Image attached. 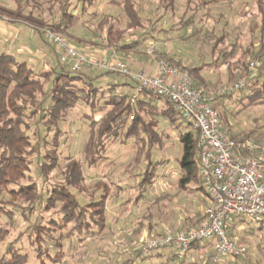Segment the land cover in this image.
Returning <instances> with one entry per match:
<instances>
[{
  "label": "rangeland",
  "instance_id": "obj_1",
  "mask_svg": "<svg viewBox=\"0 0 264 264\" xmlns=\"http://www.w3.org/2000/svg\"><path fill=\"white\" fill-rule=\"evenodd\" d=\"M132 2L142 18L143 27L141 29H127V19L123 12L124 0H97L89 13L82 14L80 8L74 12L75 23L71 33L85 41L82 44H77L64 36L62 38L70 46L95 61L110 56L111 59L124 61L128 66L126 58H123L127 54L141 56L145 61L153 59L157 62L161 59L159 55L166 53L189 67L204 65L208 70L206 78L208 77L211 84L208 89L211 92L230 88L239 79L237 77L239 72L235 71L234 67L232 69L234 73L231 71L229 74L227 65L218 68L212 66L211 63L215 58L210 53L217 38L224 37V41L218 47L220 50L236 45V55L230 61L231 66L239 59L248 60L249 57L244 55V51L248 47L259 52L261 46L264 45V26H262L261 16L256 8V0H221L220 2L208 0L206 8L198 9L195 11V15L193 14L194 6L188 8L186 0H176L173 11L165 10L163 8L165 3L161 0H132ZM0 3L16 9L18 0H0ZM196 7L198 8V6ZM22 12L24 16L42 19L45 24H59L58 7L56 4L52 5L48 0H34L27 4L23 2ZM102 14H109L113 16L114 21L118 22L119 28L124 30L123 41L131 42L145 36L147 39L142 48L143 52L139 51L141 47L135 52L126 53L118 48L112 49L105 46L103 39L98 36V24ZM191 17H193V21ZM189 20H191V24L187 28H183ZM45 30L50 29L45 28ZM196 32L199 34L191 37ZM56 35L62 36L57 33ZM215 37L216 39H214ZM2 44L8 45L0 51L6 50L14 54L20 61L28 62L34 68L49 67L45 65L46 54L42 49L50 54L49 57L52 61L61 55V51L56 45L50 44L42 34H38L28 25L0 17V46ZM21 46L23 49H20ZM150 48L155 49V55L147 53ZM24 52L28 53V56ZM262 60L264 61V58ZM261 65L260 61L254 76ZM85 69L90 68L83 70ZM109 73H112V79L116 83L128 82L126 76L121 73ZM98 74H100L98 71H93L91 77H96ZM104 80L98 78L95 82L102 86ZM109 88L106 85L103 87L104 90ZM122 88L120 89L123 90ZM113 89L114 92H117V89ZM124 91L126 93L134 92L132 87H127ZM225 102L227 109L228 107L233 109V113H229L227 116L228 122L231 123L227 129L232 136H237L239 133L246 135L253 130L264 133V106L237 105L238 102L234 103V98L227 99ZM219 112L223 120L222 108H219ZM93 117L96 120L100 119L98 109L90 111L82 104L66 121L62 122L61 130L64 132V136L58 152L61 164L67 162V156L84 160L82 150L89 138ZM143 118L149 124L155 120L152 117L144 116ZM159 123V131L164 134L158 138L157 136L152 137L150 141L145 135L140 136V138H144L143 142H136V144L133 141L122 143L124 142L123 137L117 140H108V137L101 139L102 143L109 145L108 160L101 163L95 170H88L84 167V191L79 192L77 189H72L78 197L90 202L91 199L95 200L102 193L103 188L100 185L107 186L109 189L108 228L104 233L99 237L80 236L65 241L62 249L63 254L58 255L53 243L50 242L51 240L45 237L46 235L43 237L44 233L50 232L46 224H43L45 228H38L36 223L33 231L37 215H39V221L43 218L44 222L53 217L54 213L31 214L27 202L8 196L6 201L10 203L7 204V208L13 212L15 219H10L5 215L0 216V259L5 256L8 248L13 246L19 252L30 255L27 264H160L164 262L166 258L163 255L158 256L155 252L154 256L146 260H142V258L149 254L136 258L146 237L155 235V231L163 229V227L170 228L174 232L182 231L180 222H183L186 217H192L197 212H202L205 206L202 192L180 189L178 184L180 180L179 160L182 156V145L179 134L170 128L165 118L159 117ZM185 125V123L182 124L183 127H186ZM97 128L99 127L97 126ZM147 140L150 144L155 141L156 145L152 146L156 148L153 157L156 161H164L165 164L158 169L154 183L148 186L143 197H140L142 193H140L139 183L142 178V165L146 160ZM51 148V146L48 147V149ZM84 166L86 165L84 164ZM36 168L33 166L30 173L33 181H36ZM62 170L60 168L54 170L49 178L43 177L41 181L37 180V182L51 190L54 184L63 181ZM28 183V180L23 181L24 185H28ZM138 197L140 200L136 202ZM243 225L250 232L249 234H245V230L234 229L233 233L229 230L226 231L228 237L237 246L246 247L247 250L253 244L264 247V235L257 239L259 234L255 227L258 225L248 219ZM229 227L230 225H228ZM37 231L43 233L42 237L36 236ZM254 232L256 235H253ZM231 233L234 234V237L230 236ZM55 235L57 236L58 233ZM41 250H49L50 256L47 253L39 256L38 252ZM190 254V257L194 259L192 262H196L195 264H206L208 260V251L205 248ZM169 257L170 255H168ZM248 258L250 259L247 252L246 256L237 258V260L245 259L247 261ZM227 259L225 258L218 264H227ZM259 260V264H264V257ZM167 264H173V262L168 261Z\"/></svg>",
  "mask_w": 264,
  "mask_h": 264
},
{
  "label": "trees",
  "instance_id": "obj_2",
  "mask_svg": "<svg viewBox=\"0 0 264 264\" xmlns=\"http://www.w3.org/2000/svg\"><path fill=\"white\" fill-rule=\"evenodd\" d=\"M32 1L34 0H18L16 9L0 3V17L10 21L22 22L38 34H42L43 37H45L44 29L49 28L74 43L82 44L85 41L71 33L75 23L74 12L80 8L82 14L89 13L97 0H48L52 5L56 4L58 7L59 24L56 25L45 24L42 19L33 16H24L22 12L23 2L27 4ZM161 1L165 3L163 6L165 10H174L176 0ZM186 1L188 8L194 6V15L195 11L206 8L209 3L208 0ZM220 1L213 0V2ZM256 8L261 16L262 26H264V0H256ZM123 12L127 19V29L136 30L143 27L142 18L135 9L132 0H124ZM94 16L96 17L97 14L95 13ZM100 17L98 36L103 39L105 46L112 49L118 48L126 53L135 52L141 47L139 51L143 52L142 48L147 39L145 36L131 42H125L123 41L124 30L119 28L118 22L113 20V16L102 14ZM191 19L193 21V17ZM189 24H191V20L185 23L183 28H187ZM198 34L199 32H196L191 37ZM223 41L224 37L217 38L212 47L210 54L215 58L211 63L212 66L218 68L227 65L229 74L234 67V70L239 72L237 75L239 79L236 83L241 79L246 81L245 88L224 94L213 105L218 111L223 127L227 129L231 124L230 121L228 122L227 116L229 113H233V109L229 107L227 109L225 100L234 98V103L238 102L237 105L264 106V61L262 60L264 58V45L260 41L263 46L259 52L248 47L244 51V55L249 57L248 60L239 59L231 66L230 61L236 55V45L220 50L218 47ZM217 52L218 55H216ZM56 58V64L46 70L34 68L28 62L20 61L14 54L6 50L0 51V216L5 215L10 219H15L13 212L7 208V204L10 203L6 201L8 196L27 202L31 214L54 213L53 217L44 222L42 221L43 218L39 221V215H37L33 231L36 223L38 228H45L43 224H46L50 232L43 234L41 231H37L36 236L42 237L43 234L44 237L46 235L45 237L51 240L50 242L53 243L58 255L63 254L64 242L74 237H99L108 228L107 200L109 189L105 184L100 185L103 188L102 193L95 200L91 199L90 202L78 197L72 189H77L79 192L84 191V167L88 170H95L101 163L108 160L109 145L102 143L101 139L108 137V140H117L123 137L124 142L122 143L133 141L136 144V142H143L144 138H140L142 135H145L147 139L149 138V141L152 137L157 136L158 138L164 134L159 131V117L165 118L170 128L179 134L182 145V156L179 160L180 180L178 184L180 189L202 192L206 198L199 175L201 164L197 147L199 132L191 122L175 110L169 100L156 96L150 91H144L132 102L135 91L126 93L120 89L132 87L134 90L135 87L132 82L119 84L104 80V84L101 86L95 81L98 78H106L112 73L99 72L100 74L96 77H91L94 70L85 69L80 72H73L69 65L62 63L59 57ZM159 58L172 64L179 71L188 72L196 86L210 88V82L203 75L204 65L189 67L166 53L160 54ZM260 61L262 65L258 68L256 76L251 77L250 63ZM105 85L107 88L117 89V92H114L113 88V90L111 88L104 90ZM82 104L88 107L90 111H97L98 109L100 119L96 120L94 117L91 119L90 135L82 150L84 160L67 156V162L61 164L58 153L64 136L61 124ZM219 108H222L224 112L223 120ZM144 116L154 118L153 124L147 123L143 118ZM184 123L186 127L182 126ZM97 126L99 128L96 129ZM232 137L253 139L264 149V143H262L264 133L253 130L246 135L239 133ZM149 141L147 140L146 160L142 165L143 172L139 183L140 193H142L140 197H143L146 188L154 183L158 169L165 164L164 161L154 159L153 153L156 148L152 146L156 143L152 141L150 144ZM49 146L52 148L48 149ZM33 166L37 167L36 181L30 177ZM59 168L63 169V181L54 184L51 190L37 182V180L41 181L43 177L49 178L51 173ZM24 180L29 181L28 185L23 184ZM139 200L138 197L136 202ZM202 200L204 203V199ZM205 208L192 217H186L180 223V230L188 231L199 226L205 219ZM25 219L27 220V218ZM246 221V218L234 217L226 222L225 229L232 232L235 225L243 224ZM228 225H230L229 228ZM55 233L58 235L56 236ZM161 233L156 232L155 236ZM232 233L230 236L234 237ZM209 247L210 243H197L193 245L192 251L204 248L206 250ZM169 252L170 257L167 262L160 264H167L168 261L173 262V264L196 263L187 259L180 260L174 252ZM44 253L50 254L49 250L38 252L39 256H43ZM153 253L146 255L147 257H143L142 260L154 256ZM141 255L143 254L140 250L136 258L141 257ZM29 256V254L21 253L10 246L5 256L0 259V264H27ZM206 264L213 263L207 260Z\"/></svg>",
  "mask_w": 264,
  "mask_h": 264
},
{
  "label": "built area",
  "instance_id": "obj_3",
  "mask_svg": "<svg viewBox=\"0 0 264 264\" xmlns=\"http://www.w3.org/2000/svg\"><path fill=\"white\" fill-rule=\"evenodd\" d=\"M44 36L60 49L59 59L69 65L71 71L90 68L98 72L121 73L135 87L132 102L144 91H150L169 100L199 132V175L208 202L205 219L188 231L174 232L165 228L160 235L147 237L141 247L142 254L167 250L174 252L180 260H189L193 245L207 242L210 243L208 260L213 264L225 258L246 256L247 248L237 246L228 237L225 225L232 218L241 217L264 226V149L253 139L232 137L213 106L224 94L245 88V79L230 88L211 92L196 86L188 72L179 71L165 60H158L157 73L149 74L131 70L122 60L95 61L51 29L45 30ZM155 52L154 48L148 50L149 55H155ZM258 66L259 62L250 63L251 77Z\"/></svg>",
  "mask_w": 264,
  "mask_h": 264
},
{
  "label": "crops",
  "instance_id": "obj_4",
  "mask_svg": "<svg viewBox=\"0 0 264 264\" xmlns=\"http://www.w3.org/2000/svg\"><path fill=\"white\" fill-rule=\"evenodd\" d=\"M7 45L8 44H5V45L2 44L0 46V49L1 50L2 49H5L4 47L5 46L7 47ZM20 49H23V47L21 46ZM24 51H26V50H24ZM42 51L44 52V54H46V61H45L46 63H45V65H47V67L49 66L48 68H43V69L48 70L54 64H56L55 62H56L57 58L52 61L50 59V57H49L50 54L47 53L43 49H42ZM20 53H22V52H20ZM25 54L28 56V53H25ZM25 54L23 56H25ZM123 58H126L127 63H128V67L131 70H134V71H144V72H147L149 74H156L157 73V64H156V61L153 60V59L152 60H146L145 61V60H142L141 56H137V55H135V56L134 55H126ZM105 59L108 60V61H112L113 60V59L110 58V56H107ZM198 66H200V65H198ZM207 71L208 70L204 69L203 75H204L205 78L207 76ZM102 79H105V80L107 79L110 82H115V80L112 79V76L111 75H109L106 78H103L102 77ZM206 80L209 81L208 77L206 78ZM128 82H130V81L128 80ZM126 83H127V81H124L123 82V84H126ZM119 84H122V82H119ZM126 89H127V87H124L123 88V90H126ZM202 199H204V206L206 207L208 205V202H207V200H206V198L204 196H203ZM244 227L245 226L243 224H238V225H235L234 229H239V231H242V230L244 231L245 230V234H249L250 232H248L247 229L244 228ZM164 228L165 227H163V229ZM163 229L161 228L160 230L155 231V234H156V232H160L161 233L163 231ZM255 229L257 230V233L259 234L258 237H257V239L260 238L259 236L262 237L264 235V226L263 225H258V226L255 227ZM253 235H256L255 232L253 233ZM248 244H250V243L248 242ZM199 250H202V249H199ZM207 250H208V248L206 249V251ZM193 252L196 253V250H193L192 253ZM247 252H248L249 257H250V259L248 258L249 260L246 261L245 259H241L242 261H238L236 258L235 259L230 258V259H227V264H259V261H260L259 259H261V258L264 257V247H259L258 245H255V244H253V246H250V248H248ZM169 253L170 252L167 251V250L159 251L157 253L158 256L163 255L166 258V260L164 262H161V263L167 262ZM243 260H245V261H243ZM189 261H194L193 257L192 258L190 257Z\"/></svg>",
  "mask_w": 264,
  "mask_h": 264
}]
</instances>
